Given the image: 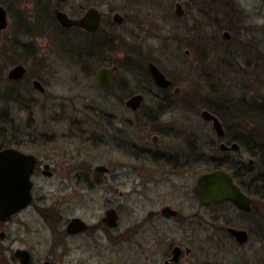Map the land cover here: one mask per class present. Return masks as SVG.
<instances>
[{
	"label": "rangeland",
	"instance_id": "rangeland-1",
	"mask_svg": "<svg viewBox=\"0 0 264 264\" xmlns=\"http://www.w3.org/2000/svg\"><path fill=\"white\" fill-rule=\"evenodd\" d=\"M3 1L9 11V27L0 32V49L8 53L6 59L8 64L4 63L3 54L0 53V72L4 69L2 80L8 68L19 58L28 67V74L26 80L21 83L10 84L8 96H11L9 99L21 96L31 99L26 103L31 104V107L24 108L27 105L20 106L11 101L7 102L4 96H1L0 111L4 112V121L0 120V131L5 130L7 127L5 120L10 118L16 120L21 130L26 129V124L30 122L31 131L45 136L39 138V141L34 143L35 146L41 147L47 153L56 148L58 157L76 155L75 161L90 165L88 170L99 163H111L114 164L113 167L118 168L121 164L133 166L134 163H146L143 160L135 161L133 156L126 155L113 145H100L114 140L115 143H121L127 148L135 143L140 149L144 147L153 151L166 150L169 153H173L178 145L182 148L196 146L201 152L199 168L203 172L211 167L209 159H205L210 155L223 156L224 153L218 152L217 144L214 143L217 138L211 125L200 117V110L211 106L226 119L227 101L231 97L246 100L247 95L246 101L253 104V97L257 93L258 100L264 101V86L261 88L264 75L260 79L258 74L254 75V71L251 72V69L256 67L254 51L262 52L259 63L262 62L261 67L264 71V0H65L59 3L65 11L78 7L85 9L91 4L102 2L105 9L113 8L127 19L122 26L116 28L119 43H115V51H105L103 56L99 55L100 58L95 54L91 61L84 60V65L76 64L73 59L66 58L60 53L55 35H32L35 32L34 24H37L38 13L52 11L51 8L55 6L57 0ZM176 1H180L187 10L181 18L174 13ZM47 24L42 23L45 29ZM22 26L27 33L25 36L18 33V27ZM223 31H233L231 41H225ZM8 34L14 37L13 41L12 38L6 41L5 37ZM68 35L75 44L83 45L85 42L79 32L74 31ZM19 39L23 41L19 43L17 41ZM21 43L29 45L25 47L26 45ZM241 54L244 56L242 62ZM148 61H153L174 85L181 87V90L176 95L168 93L166 98L174 99L177 104L166 107L164 116L159 121H148L146 125L145 121L139 119L142 113L138 112L133 116L131 111L126 110L123 100L131 93L143 92L146 93L144 105H149L153 90L156 91V88L149 85L151 80L144 68ZM236 61L239 63H235ZM243 62L248 64L241 68L240 63ZM103 64L118 66L113 85L107 89L97 87L94 80V72ZM85 65H88L89 71H84ZM33 77L42 81L46 87L44 93H39L31 86L29 82ZM4 80L0 85V95L3 94L1 90H5ZM243 82L252 89L250 92L256 90L255 93L243 94V89L242 91L238 89L242 88ZM101 115L131 119L135 123H127L125 127L123 124L118 125L119 132L114 134L112 128H107L104 122L99 121ZM74 120L79 122L82 137L68 135L71 121ZM237 122L232 120L231 123ZM248 125V128L237 130L264 131V121L248 122ZM158 131L163 135L159 134L160 139L153 143L151 137L157 135ZM136 151L139 152V149ZM115 156L119 160L115 159ZM64 172L66 173L60 171L61 174ZM75 172L81 177L87 170ZM72 174L74 177V172ZM65 184L60 183V178L59 180L54 178L53 181H42L39 185L43 190H49L50 198L57 204V211L93 218L92 214L102 210L103 200L99 197L91 201L90 197L80 194V186H75L79 196L75 194L76 196L69 199L67 197L69 190ZM68 187L70 189V186ZM121 190L126 192L130 190V186L128 184L126 187L121 186ZM120 200L124 223L125 220H129L124 214L128 215L134 211L133 208L137 209L136 196L132 194ZM147 204L150 206V203L145 205L148 206ZM196 207L195 201V209ZM214 209L228 214L233 224L244 227L252 226L261 218L254 214L242 218L243 216L241 217L237 210L230 208L229 205L214 206ZM214 209L213 206H201L199 209L205 218L201 219L199 229L202 248L196 251L194 262L235 264L234 257L226 256L228 241L225 235H214L209 230L208 215ZM217 236L218 238H214ZM254 237V235L250 237L247 245L249 259L254 258L251 254L253 251L258 253L256 257L264 258V244L262 243L261 250H258V240ZM164 239L165 237L162 238L159 233L144 229L137 239L121 241L119 246L99 245L100 249L96 251L98 256L94 255V258L84 262H82V259L86 258L84 256L94 252L80 244L79 248L72 247V251L69 252V258L72 260L70 264H161L162 252L166 245ZM213 241L216 243V249L211 248ZM46 249L47 247L41 244L38 251L42 253L46 252ZM118 252L120 261L111 260V255Z\"/></svg>",
	"mask_w": 264,
	"mask_h": 264
},
{
	"label": "flooded vegetation",
	"instance_id": "flooded-vegetation-1",
	"mask_svg": "<svg viewBox=\"0 0 264 264\" xmlns=\"http://www.w3.org/2000/svg\"><path fill=\"white\" fill-rule=\"evenodd\" d=\"M57 1L55 6L51 8L52 11L48 10L44 13H38L36 18L38 21H36L37 24H34L35 32L32 35H55L56 40H58L60 53L70 59H72L73 54L68 48V43L71 41V37L68 34L74 31L81 33L84 37L85 42L83 44L87 47L85 48L87 50H85L84 54L86 56L84 58H88V54H97L100 58L99 55L102 54L103 56L105 51H115V43H119L116 28L124 24L127 20L126 16H123L113 8L105 9V4L102 2L91 4L85 9L78 7L71 11H65L59 6V3L65 0ZM176 2L180 3V1ZM180 4L183 8V13L180 16L177 15V17L181 18L187 10L184 9L182 3ZM90 7H95L100 13V23L96 27L97 29L93 31L76 26L64 27L58 22L54 13L58 9L65 12L70 18H78ZM4 8L7 12V26L2 31H5L9 27V11L6 6ZM114 14H119L122 17L120 23L114 20ZM45 22L48 23L46 25L47 29L44 28L45 25H42ZM24 30L25 28L23 26L22 28L18 27V33L22 36L27 34ZM223 32L228 33V37L223 34L225 41H231L233 37L231 32L233 31ZM5 38L6 41L10 40V38L13 41L14 37L8 34ZM91 39L92 42L98 41L100 43H98V46L96 45L95 53H90L88 49ZM104 39L109 41L107 47L106 45L104 46ZM17 41L20 43L23 40L19 39ZM21 44L26 45L25 47L29 45L27 43ZM5 49L8 50L7 47ZM6 52H2L4 63H7L6 59H8V53ZM254 52L256 55L251 57L255 58L254 64L256 67H253L251 72L254 71L253 74H258L261 79V76L264 75L263 67H261L262 62L259 63L262 52ZM243 58L244 56L241 54L240 62L243 61ZM17 59L14 62L15 64L8 68L3 77V80L5 79V93L3 94L8 95L10 84H18L26 80L28 67L19 58ZM149 63L154 62L148 61L144 68L147 76L151 80V84L149 85L156 88V91L153 90V97H151L149 105H144L146 93L143 92H135L129 95V97L136 94L143 96L139 108L135 110L131 109V107L128 108L126 105L129 97L123 100L126 110L131 111L134 114L133 116H136L138 112L142 113L139 119L145 121V124L147 123L146 125H148V121H159L164 116L166 107L177 104L174 99L166 98V96H168V93L176 95L181 90V87L174 85L173 81L169 87H158L147 67ZM235 63H239V61ZM19 64L24 67L25 71L23 75L15 79L8 78V72ZM247 64L245 62L240 63L242 65L241 68ZM114 65L117 66L116 64H103L100 67ZM117 67L114 78L118 71ZM2 72L4 73V69ZM240 76L242 79L243 74L241 73ZM114 78H112L113 80L107 88L113 85ZM35 80L41 83L44 88L43 91L34 86L33 82ZM29 83L39 93L46 91V87L39 78L33 77ZM261 85L262 88L264 86L263 81ZM97 87L99 86L97 85ZM176 87H179L178 92L175 91ZM99 88L107 89L106 87ZM238 89H243V94L252 90L244 82L242 83V88L238 87ZM254 91L250 93H255ZM147 92L149 93V90ZM258 97L259 95L256 93L255 97H253V104L247 102V95L245 96L247 101L244 99L236 100L231 97L227 101L228 109L226 108V119L217 110L218 113H215L206 108V110L219 119L222 125L223 131L221 134H218L213 129L212 121L205 120V122L211 125L217 138L214 140V143L217 144L218 152H223L224 155L219 157H217L218 155H210L205 159H209L211 167L203 172L199 168L201 164V152L196 146L182 148V146L178 145V147H175V151L173 153L170 152V154L166 150L165 152L163 150L153 151L144 147L140 149L135 143L132 144V147L130 145L127 148L121 143H115L114 140L109 143L108 141L100 143V145H113V147H116V149H119L126 155L133 156L135 161L143 160L146 163H134L136 166L121 164L120 168L113 167L114 164L111 163H99L91 166V169L88 170L90 165L75 161L76 155L72 157H58L56 148L47 153L41 147L35 146L34 143H37L39 138H44L45 136L42 133H38V135L36 132L31 131L30 128H32V125H30V122L26 124V129L21 130V126L16 124L15 119H7L5 121L7 122V129L5 128V130L0 131V152L5 149H15L26 155H32L34 157V165H32V171L29 175L31 185L29 186L30 190L27 204L0 219V264H70L72 260L69 258V252L72 251V247L79 248L78 245L80 244L94 252L84 256L86 257L82 259V262H84L94 258V255L98 256L96 251L100 249L99 245H102L101 247L119 246L121 241L125 242L132 238L137 239V236L144 229L152 231L153 233H159L162 235V238L165 237L166 245L162 252L161 264H198L194 261L196 251L202 248L199 229H201V219L205 218L199 209L201 206H213L214 209V206L221 205H229L230 208L237 210V213L241 217L243 216L242 218L253 214L261 217L252 226L244 227L233 224L230 216L226 213H220L216 209L209 213V230L214 235L221 234L227 238L228 243L226 247L228 249H226V256L234 257L236 260L235 264H239V262L240 264H249L250 261L252 264H264V258L256 257L258 253L255 251L251 253L254 258L249 259V251L247 249L250 237L253 235L258 240V250H261L260 247H262V243L264 244V131L237 130V128H248V122L262 123L264 121V101H259ZM5 100L23 106L27 105V101L31 99H25L21 96L11 99L6 98ZM178 102L180 103V101ZM184 102L186 101H182V103ZM28 107H31V104L24 108ZM107 117L110 118L111 116L101 115L99 121L104 122V125L106 127L108 126L107 128H112L114 134L119 132L118 125L123 124L125 127L127 123H135L131 119H121L118 116H112L111 119ZM232 120L238 121L237 124H239L231 123ZM78 125L79 122L77 120L71 121L68 135L73 134V136L82 137L83 132H81L82 130ZM156 134L151 137L153 143H156L160 139L159 134L163 135L161 132ZM55 138L56 136L54 137V142ZM180 143L182 144V142ZM136 149H139V152ZM213 151L216 152L215 150ZM12 159L8 164H15L13 157ZM115 159H118V157L115 156ZM96 166L104 167L103 172L100 174V179L97 181L92 176V172ZM218 169H222L228 173L230 175L229 177L236 184V187H239L249 198L248 209L239 208L238 205L227 199L208 204H202L200 202L199 197L194 192L198 179L202 173ZM78 170H87V172L80 177L75 172ZM60 171H66V173L61 174ZM54 178H57V180L60 178L61 184L66 183L64 186L69 190L67 194L69 199L78 195L75 189L76 185L80 186V194L90 197L91 201L97 200L100 197L103 200L102 210L92 214L94 215L93 218H87L79 214H68L61 210L57 211V204L50 198L51 194L49 190L45 191L39 186L40 182L53 181ZM127 184L130 186V190L126 192L122 191L121 186L126 187ZM67 186H70V189ZM144 190L146 191L144 192ZM11 193L14 194L15 189L11 190L6 188L7 198ZM132 194L136 196L135 202L137 209L133 208L134 211L129 212L128 215L124 214L129 220H125L123 223L120 199ZM195 201L197 203L196 209ZM146 203H150V206L148 204L146 206ZM229 228L244 230L246 232V238L243 241L239 240L229 231ZM214 238H218V236ZM41 244L47 247L46 252L40 253L38 251ZM213 247L215 249L217 248L214 241L211 243V248ZM119 258V252L111 255V260L114 259L116 262L120 261ZM227 264L232 263L228 262Z\"/></svg>",
	"mask_w": 264,
	"mask_h": 264
},
{
	"label": "water",
	"instance_id": "water-1",
	"mask_svg": "<svg viewBox=\"0 0 264 264\" xmlns=\"http://www.w3.org/2000/svg\"><path fill=\"white\" fill-rule=\"evenodd\" d=\"M61 1V0H60ZM175 13L180 16L183 13V8L180 3H175ZM55 17L58 22L64 27H79L85 30H96L100 23V13L95 7L88 8L78 18H70L62 10H55ZM114 20L118 23L122 21V17L119 14H114ZM7 12L3 5L0 4V31L7 26ZM223 34L228 37L227 32ZM117 66H102L97 68L95 73V80L99 87H106L111 84L112 78H114ZM153 77L154 82L158 87H169L172 81L166 77V75L160 71V69L154 64L149 63L148 66ZM22 65H16L8 72V78L15 79L21 77L24 72ZM34 86L41 91L44 90L43 86L38 80H35ZM175 91H179V87L175 88ZM143 96L141 94L132 95L126 101V105L131 109L139 108ZM204 120L212 121L213 129L221 134L223 129L219 119L206 109H203L200 113ZM223 147V145H221ZM14 158L15 164L10 163ZM32 165H34V157L32 155H26L15 149H5L0 152V219L10 214L20 207L24 206L28 202L29 190H30V174L32 171ZM104 167L96 166L93 170V179L99 180L100 174L103 172ZM230 175L222 169L214 170L201 174L198 179L194 192L199 197L202 204H208L211 202H219L222 200H230L239 208L248 209L249 198L241 191L239 187L232 181ZM6 188L15 189V193L7 198ZM229 231L236 236L239 240L243 241L246 238V232L244 230L229 228Z\"/></svg>",
	"mask_w": 264,
	"mask_h": 264
},
{
	"label": "trees",
	"instance_id": "trees-1",
	"mask_svg": "<svg viewBox=\"0 0 264 264\" xmlns=\"http://www.w3.org/2000/svg\"><path fill=\"white\" fill-rule=\"evenodd\" d=\"M2 2H0V4H3L4 5V1L3 0H1ZM98 41L97 42H92V39H91V41H90V43H89V52L90 53H95V51H96V49H95V47H96V45L98 46ZM104 46L106 45V47L109 45V41L107 40V39H104ZM100 44V43H99ZM68 48H69V50H71L72 51V59H73V61H75L76 62V64H81L82 63V65H84V60H86L87 62H89V61H91L92 60V58L94 57L95 58V54H88V56H90V58H89V60L87 59V58H84V56H85V50H87V49H85V48H87V47H85L84 46V44L83 45H81V44H75L74 43V41H70L69 43H68ZM3 51H2V49H0V53L1 54H3L2 53ZM87 56V57H88ZM2 57H4L3 55H2ZM89 64V63H88ZM84 68V71H89V67H88V65H85V66H83ZM2 71L0 72V85L3 83V80H2ZM3 93H4V91L3 90H1ZM3 97L4 96V98L6 99V98H9V97H11V96H8V95H6V94H2V95H0V97ZM206 108L208 109V110H210V111H212V112H215V113H218L217 111H216V109H214L213 107H211V106H206ZM220 114V113H219ZM4 117V112H1L0 111V120L1 121H4L3 118ZM6 121V120H5Z\"/></svg>",
	"mask_w": 264,
	"mask_h": 264
},
{
	"label": "bare ground",
	"instance_id": "bare-ground-1",
	"mask_svg": "<svg viewBox=\"0 0 264 264\" xmlns=\"http://www.w3.org/2000/svg\"><path fill=\"white\" fill-rule=\"evenodd\" d=\"M202 110H203V109H202ZM202 110H201V111H202Z\"/></svg>",
	"mask_w": 264,
	"mask_h": 264
}]
</instances>
